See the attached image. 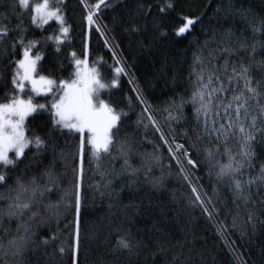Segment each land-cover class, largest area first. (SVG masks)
I'll return each mask as SVG.
<instances>
[{"label": "snow or ice", "instance_id": "1", "mask_svg": "<svg viewBox=\"0 0 264 264\" xmlns=\"http://www.w3.org/2000/svg\"><path fill=\"white\" fill-rule=\"evenodd\" d=\"M102 6L110 8L113 5L111 0L84 5L89 33L86 39L90 40L93 31L105 36L97 24ZM64 7V0H0V57L8 60L6 67L11 69V90L4 93L3 102H0V264H53L56 253L47 252V247L57 240V236L40 239L38 230L51 220H58L62 212L73 210L75 252H79L84 165L89 153L88 162L95 161L96 171L103 182L95 186L102 197L105 194L111 196L117 182H121V191L149 185L155 192L167 193L175 205L186 201L184 207L198 208L201 215L216 226L221 237L234 231L240 233L241 239L251 238L249 229L251 235H255L258 228L264 227V220L260 218L264 215V199H254L264 195V165H261L257 176L249 175L245 180L244 173L253 168V161L258 156L257 148H264V60H255L258 49H264V41L256 39L257 34L264 35V14L258 15L251 7L241 5L237 8L229 0L224 16L234 19L239 15L246 24L252 25V40L249 42L243 34L237 36L231 26H222L219 31L207 34L210 38L193 54L189 78L194 76L195 80L190 96L187 99L182 94L170 97L162 109L167 113L162 117L169 129L166 136L143 96L139 97V103L144 105L142 115L134 129L128 130L129 126L123 120L128 113L119 110L110 96L103 98V90L119 87V75L124 73V69L116 67L117 75L110 82H105V72L111 75L109 66L103 60L90 61L89 44L83 45L82 58H78L75 51L69 54V65L74 67V71L68 78L60 77V72L67 70L60 54L69 44L71 32ZM174 7L169 3L160 11ZM24 13L28 16L27 26L23 21ZM147 14L144 5L136 2L135 8L129 12L124 31L140 33V20ZM12 18L19 23L10 27ZM50 22L56 25L53 34L28 38L33 26L47 32L45 26L52 27ZM197 22L198 17H183V23L175 34L182 36L188 33ZM164 35L166 33L160 32V36ZM104 44H108L107 38ZM241 53H248L247 62ZM254 68L261 69L259 79L253 76ZM7 86L6 83L5 88ZM37 98L46 102H37ZM188 104L193 109L191 120L185 115ZM45 111L49 113L53 131L63 133L67 130L68 134L78 136V153L73 159H78L79 163L72 170V186L68 189L61 187L62 177L55 171L54 145L53 161L48 166L33 170L29 164L19 174H9L27 159L26 150L34 148L37 154L48 150L46 137L52 134L51 131L45 136L29 135L32 130L27 123L30 117L34 118L33 114ZM145 113L146 116L143 115ZM181 122L190 124V130L177 133L172 124ZM141 128L145 130V137L151 129L153 135L159 134L157 138L168 145L170 159L179 169L177 178L186 182L188 195L183 192L178 195L176 190L167 188L164 169L167 167V175L171 176L172 164L163 163L159 145L149 141L153 143V151H139L142 142L136 137L140 135ZM177 135L183 137L184 143L177 142ZM194 155L203 157V165L192 158ZM60 156L67 166L64 153L61 152ZM134 156L139 157V167L130 163ZM105 158L109 161L107 168L104 166ZM116 161H123L118 170ZM201 166L207 169L210 178L215 177L211 195L203 190L198 177L197 183L193 184L192 170ZM155 168L160 169V176L154 175ZM253 187L257 189L255 193ZM54 190L62 192L55 203L51 202ZM229 201L232 207H229ZM126 208L138 210L139 205L130 204ZM221 215L224 220H218ZM124 216L131 218L128 211H124ZM229 217L230 224L226 222ZM156 231L160 238L155 251H149V244L132 236L130 229H124L123 235L118 234L115 251L129 257L136 256V261L130 264H147L149 258L155 264L157 257L165 258V264H194L188 244L169 246L167 233L159 227ZM142 251L149 253L143 262L139 259ZM58 252L63 254L65 249L60 247ZM233 254L235 264H247L235 250ZM200 256L201 264H204L203 253ZM210 264H215L214 258Z\"/></svg>", "mask_w": 264, "mask_h": 264}, {"label": "trees", "instance_id": "2", "mask_svg": "<svg viewBox=\"0 0 264 264\" xmlns=\"http://www.w3.org/2000/svg\"><path fill=\"white\" fill-rule=\"evenodd\" d=\"M98 0H64V12L71 32L68 37L69 44L64 52L60 54V59L67 70L60 72L61 78H68L74 67L69 65L72 51L77 53L78 58H82L81 53L84 44H89L90 61L103 60L109 66V71L105 72V82H110L113 76H116L115 68L122 67L124 73L119 75L120 85L118 88L103 90V98L109 96L116 102L119 110L127 112V117H123L129 131L135 127V123L142 115L144 105L139 103V97L143 96L147 104L151 105V111L160 121L163 131L168 135V126L164 124L162 117L167 113L162 109L166 106L165 102L169 98H176L182 94L187 99L192 90V83L195 77L189 78L193 64V54L197 47L204 44L209 39L208 33L219 31L223 26L232 27L237 36L243 34L251 42L252 25L246 24L245 20L239 15L233 18L224 16V8L229 0H111L112 7L104 8L102 6L98 13L97 24L105 36L93 31L91 38L87 29V22L84 19L87 15L85 4L91 6ZM136 2L144 5V10L148 14L140 20L142 31L140 33L129 34L124 31L125 22L129 19V12L135 8ZM174 4V8H165L164 12L160 9L166 4ZM235 7L241 5L245 8L251 7L258 15L264 14V0H232ZM199 18L193 28L182 36H177L175 30L183 23V17ZM250 19V18H249ZM25 26L28 24L27 13L23 14ZM19 21L12 18L9 26H15ZM52 27H48L47 32L32 27L28 38H41L45 35H51L56 30L55 22H50ZM107 26L106 28L104 26ZM260 27L259 24L255 25ZM160 32L166 33L160 36ZM115 37L113 40L112 38ZM108 39V44H104V39ZM257 40L264 41V35L257 34ZM119 45V47H116ZM250 51V50H249ZM115 53V55H113ZM247 62L248 53H241ZM67 57V58H66ZM49 58L51 53L49 52ZM255 60H264V49H258ZM119 61V63H117ZM48 61L46 60L45 63ZM8 60L0 57V102H3L5 92L11 90L10 77L11 69L6 67ZM59 66V65H57ZM261 69L254 68L253 76L260 78ZM132 81V83H131ZM7 83V88L5 84ZM37 102L45 103L43 98H37ZM192 106L185 107V115L191 120ZM146 116L147 114H143ZM29 118L28 126L32 130L29 135L37 134L45 136L46 132L51 131L47 136L49 148L42 154H37L35 149L26 150L27 159L19 164L18 169L10 172V175L19 174L25 170L26 165L31 164L33 170L43 169L53 161V148L55 146V171L62 177L61 187L68 189L72 186L73 168L79 163L77 156L79 140L78 136L68 134L67 130L61 133L59 130H52L50 116L48 112L33 114ZM48 122V123H45ZM147 123V120L144 121ZM172 128L177 133L184 129L190 130V124L181 122L179 125L172 124ZM153 135L151 129L148 130L145 137V130L140 129V135L136 137L142 143L139 145V151L152 152L154 142L159 145V154L163 163L172 164V175L168 176L169 169L165 167L166 186L169 190H176L177 194L183 192L188 195L186 182H181L176 173L178 166L174 160L170 159L167 152L168 145H164L157 137ZM177 142L184 143L181 135L176 136ZM185 147H188L186 144ZM64 153L65 159L60 154ZM258 156L253 161V168L245 171L244 179L249 175H259L261 165H264V148H257ZM35 157V160L33 159ZM201 165H203L202 156H193ZM86 159L85 178L83 182L84 192L82 199L80 215V247L79 252H75V212H62L59 219L51 220L47 225L40 227V239L48 238L53 235L57 240L47 247V252L56 255L53 257V264H130L136 261L137 257H129L126 253L115 251L117 236L123 235L124 229H130L132 236L149 244V251L156 250V242L160 238V233L156 228H162L167 233V242L169 246L188 244L191 248V256L194 264H201L200 253H203L204 264H210L213 260L215 264H235L233 250L240 254L241 260L247 261V264H264V227L258 228L255 235L249 234L251 238H240L239 232L230 231L224 237H221L216 231V226L207 221L201 215L200 210L184 207L186 201L175 205L172 203L167 193L155 192L149 185H143L139 188H124L120 190L121 182L114 184L112 195L105 194L103 197L96 190L97 183H103L96 171L95 161L88 162ZM123 161H116L115 168L118 170ZM130 163L134 167L140 166L139 157H132ZM109 161L104 160V166L107 168ZM2 170V169H0ZM155 176H160L159 168L153 170ZM31 174V173H30ZM198 183L203 186V190L209 195L212 193V185L215 183V177H209L207 169L203 166L192 170L193 184ZM2 190V189H0ZM255 193L257 189L253 187ZM119 193V195H117ZM62 192L53 191L51 193V202L55 203L60 199ZM257 201L264 199V195L254 197ZM130 204L139 205V209L126 208ZM229 207H232L229 201ZM124 211H128L130 219L124 216ZM264 220V215L260 217ZM221 215L218 220H224ZM231 223L229 217L226 221ZM15 227V224H13ZM119 230V233H118ZM227 241V245L225 244ZM189 242H191L189 244ZM63 247L65 252L60 254L58 249ZM188 254V247L184 249ZM148 252H141L139 259L143 262L148 257ZM147 264H152L149 258ZM155 264H165V258L157 257Z\"/></svg>", "mask_w": 264, "mask_h": 264}, {"label": "bare ground", "instance_id": "3", "mask_svg": "<svg viewBox=\"0 0 264 264\" xmlns=\"http://www.w3.org/2000/svg\"><path fill=\"white\" fill-rule=\"evenodd\" d=\"M131 83H132V81H131Z\"/></svg>", "mask_w": 264, "mask_h": 264}]
</instances>
